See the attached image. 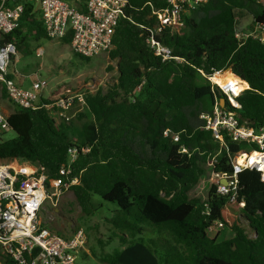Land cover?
I'll return each mask as SVG.
<instances>
[{
    "label": "trees",
    "instance_id": "1",
    "mask_svg": "<svg viewBox=\"0 0 264 264\" xmlns=\"http://www.w3.org/2000/svg\"><path fill=\"white\" fill-rule=\"evenodd\" d=\"M17 1L23 13L3 41L23 56L31 54L32 43L52 39L34 2ZM167 4L128 0L112 47L97 54L115 62L107 66L116 75L105 90L68 86L51 93L84 90L85 112L56 122L42 107L12 105L7 121L13 135L0 137V165H39L47 180L77 179L69 189L81 212L105 210L114 234L121 235V248L101 255L106 264H264V178L244 168L235 190L217 192L207 171L231 175L230 156L248 146L226 135L221 144L199 116L212 111L215 98H225L224 108L232 109L208 77L233 74L247 85L237 98L239 121L255 130L264 126V41L236 37L245 16L251 28H264V0L201 1L183 14V27L154 34L182 61L162 60L146 43L157 26L153 11ZM70 39L69 30L58 40ZM69 148L76 149L71 162ZM66 164L70 172L63 176L59 168ZM0 263L13 264L1 246Z\"/></svg>",
    "mask_w": 264,
    "mask_h": 264
},
{
    "label": "built area",
    "instance_id": "2",
    "mask_svg": "<svg viewBox=\"0 0 264 264\" xmlns=\"http://www.w3.org/2000/svg\"><path fill=\"white\" fill-rule=\"evenodd\" d=\"M38 7L46 35L58 40L71 31V49L85 57H91L112 47V36L121 17L124 16L128 0H28ZM205 0H167V6L153 11L157 26L150 30L146 43L155 55L162 60L183 59L171 54L170 48L157 41L154 34L162 28L176 31L183 27V14ZM24 5L17 0H0V99L3 92L8 101L15 106L28 109L44 108L54 121L69 120L81 108L85 107L84 90L68 93L45 94L47 80L37 73L29 87H24L7 77L11 57L17 56L15 45L3 41V35L13 31L23 13ZM264 30L256 25L250 33L238 30L236 37L256 36L264 41L257 31ZM210 79V77H208ZM212 82V81H211ZM216 85L224 94L232 109H226L215 98L210 113L200 114L205 121V129L224 143V136L236 143L244 142L247 148L233 153L231 175L213 173L216 191L227 194L238 186L237 173L244 168H254L264 178V126L258 130L239 121L237 109L241 107L237 98L242 90L236 91L237 83ZM90 90V89H89ZM77 106V111L73 108ZM8 113L0 102V137L10 131ZM174 140L177 136L173 137ZM256 144L253 148L251 144ZM84 150H87L85 148ZM71 162L76 157V149L69 148ZM244 156L242 162L238 159ZM70 172L69 164L62 165L59 173L66 176ZM226 184L220 182L221 178ZM77 183V179L56 178L47 180L44 167L39 165H0V246L10 255L13 264H75L81 251H86L87 237L82 228L74 229L69 235H61L42 223L39 211L46 200H57ZM233 199V197H232ZM240 206L244 201L239 202ZM217 223L210 229L219 228Z\"/></svg>",
    "mask_w": 264,
    "mask_h": 264
},
{
    "label": "rangeland",
    "instance_id": "3",
    "mask_svg": "<svg viewBox=\"0 0 264 264\" xmlns=\"http://www.w3.org/2000/svg\"><path fill=\"white\" fill-rule=\"evenodd\" d=\"M250 20L249 16L238 19L239 30L250 33L253 30L249 26ZM257 35H262L264 38V30L257 31ZM31 48V54L21 56L17 53L13 63H9L7 68L11 78L24 87L30 86L35 78L34 73L47 80L45 94L61 91L63 87L68 86L91 91L101 87L105 90L108 84L114 81L116 71L107 70V66H115V62L101 60L99 55L90 57L89 60H82L75 55L68 43L46 38L32 43ZM0 102L4 110L9 113L13 106L8 99L1 98ZM77 106L73 111H77ZM85 109L83 107L77 112H85ZM12 135V131L6 133V136ZM207 178L214 180L208 171ZM207 178L200 181L199 188H203L201 190L206 188ZM105 215L107 214L103 209L91 216L84 215L70 189L63 192L57 200H46L39 211L42 223L61 235L67 236L79 227L84 230L87 237L84 253L87 257L84 258L79 254L75 264H106L100 260L101 255L119 249L123 245L121 235L114 234V229ZM242 222L246 225L244 220Z\"/></svg>",
    "mask_w": 264,
    "mask_h": 264
},
{
    "label": "bare ground",
    "instance_id": "4",
    "mask_svg": "<svg viewBox=\"0 0 264 264\" xmlns=\"http://www.w3.org/2000/svg\"><path fill=\"white\" fill-rule=\"evenodd\" d=\"M211 81L215 84H218V85H222L224 83H227V82H236L237 83V87L235 88L236 91L238 90H242L244 87V82H240V78L236 75H233V74H227L225 76H222V77H214V78H211ZM247 87V85H245ZM244 156H240L238 161L239 162H242Z\"/></svg>",
    "mask_w": 264,
    "mask_h": 264
},
{
    "label": "water",
    "instance_id": "5",
    "mask_svg": "<svg viewBox=\"0 0 264 264\" xmlns=\"http://www.w3.org/2000/svg\"><path fill=\"white\" fill-rule=\"evenodd\" d=\"M219 104H220V106L224 107V105H225V98H223V97L220 98ZM220 182L222 184H226L227 183V180L223 177V178L220 179Z\"/></svg>",
    "mask_w": 264,
    "mask_h": 264
},
{
    "label": "crops",
    "instance_id": "6",
    "mask_svg": "<svg viewBox=\"0 0 264 264\" xmlns=\"http://www.w3.org/2000/svg\"><path fill=\"white\" fill-rule=\"evenodd\" d=\"M79 6H80V7L82 6V0H80ZM52 40H53V39H52ZM69 45H70V44H69ZM70 47H71V46H70ZM10 109H11V111H12V110H13V107L10 108ZM11 111H10V112H11ZM10 112H9V113H10ZM9 113H8V114H9Z\"/></svg>",
    "mask_w": 264,
    "mask_h": 264
}]
</instances>
